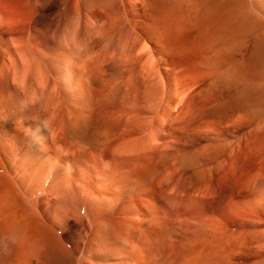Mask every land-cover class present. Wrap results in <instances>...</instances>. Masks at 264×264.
<instances>
[{
    "label": "bare ground",
    "instance_id": "obj_1",
    "mask_svg": "<svg viewBox=\"0 0 264 264\" xmlns=\"http://www.w3.org/2000/svg\"><path fill=\"white\" fill-rule=\"evenodd\" d=\"M82 1L26 49L35 86L0 79V264H264V0ZM138 14L164 84L107 88L87 64L140 52Z\"/></svg>",
    "mask_w": 264,
    "mask_h": 264
},
{
    "label": "rangeland",
    "instance_id": "obj_2",
    "mask_svg": "<svg viewBox=\"0 0 264 264\" xmlns=\"http://www.w3.org/2000/svg\"><path fill=\"white\" fill-rule=\"evenodd\" d=\"M76 2L78 5L76 4ZM78 2L81 3L79 4ZM131 2L132 4L131 7H129V12L130 14H135L137 12V7L133 1ZM84 6L85 4L82 0H0V79L6 78L14 88L18 89L21 92L26 91L27 87L28 89H30L32 86H35L32 85L33 82L28 81V78H31L33 80L35 79V83L38 74L30 62V57L26 54L28 53L26 49L33 54V52H37L41 49L42 45L39 43V41L43 40L44 38H54L57 34L64 32L69 33L70 31H74L73 34L77 35L82 29L81 15L83 13ZM69 9L71 10L69 16L74 15L76 16L74 18H77V16L78 18H80L77 20L74 19L75 22L72 19L73 21L71 23L73 25H71L74 27V29L72 30L73 27L69 28L70 31L68 29V26L71 25H68V23L65 21L66 16L64 15V13H67ZM140 15L138 14L139 19H137L136 29L133 30L134 32H136L135 34H137L141 39L139 41L140 52L136 53L132 59L127 58L130 62H128L127 59L121 57L118 52H113L109 53V55L105 58L101 55V57L97 56L95 61H98H96V63L87 64L88 69L93 71L96 70V78L98 79V81H101L103 86L105 82V86H108L107 88H114V86L112 85L118 86L125 83L128 78V70H130L129 72L131 73V71H134L136 67H140L139 64L141 63V67L144 66L148 69L153 68L150 71H153L152 75L154 77L152 78V75L149 76L153 80L151 85H156L155 87L158 88V86H162L164 84L161 72L158 70V51L153 52V54L152 51H150L152 48V50H154V48H158V24L155 23L154 25V23L152 24L151 21H145L144 17H140ZM106 23L108 26L109 22ZM127 29H129V27ZM27 39L28 43L26 45L24 41ZM138 54L140 58L138 57ZM131 60L134 61L131 62ZM142 60L144 62H142ZM124 66L126 68H124ZM133 71L131 74L129 73L132 78L130 76L129 77L131 78V80H133V82H130L135 83L134 79H136V81L141 84L143 80H141V78L140 80L139 78H133ZM150 71L147 70V72L151 73ZM165 74H167V72H165ZM150 80H148V82H150ZM137 105H134L133 102H130V106H133L134 110H141L144 113V117L149 120V118L152 117V114L144 107L145 105L143 106L141 103H137ZM151 129L152 134L156 132L155 128V130L153 128ZM167 134L168 128H158V137L164 135L166 136ZM167 137L169 136L167 135ZM249 176L250 178L252 177V175ZM258 178H260V175ZM248 180L249 177L236 179L233 181L235 182L234 186L236 190H238L239 192L240 199H243L242 196L244 195V192H246L245 189L248 186ZM263 187L258 190L260 196L264 195ZM244 197L246 198V196ZM167 207L172 208L170 205H168ZM241 210H243V208L234 204L225 209V211L228 212L229 216H232V218H234L235 214L237 215L238 213H240ZM228 213H226V217L229 218V216H227ZM158 247L160 249V251L158 249V257L159 255L162 256L161 252L166 255L168 254L167 257L170 255L168 251V253H165L166 251L164 252L161 250L162 247Z\"/></svg>",
    "mask_w": 264,
    "mask_h": 264
},
{
    "label": "clouds",
    "instance_id": "obj_3",
    "mask_svg": "<svg viewBox=\"0 0 264 264\" xmlns=\"http://www.w3.org/2000/svg\"><path fill=\"white\" fill-rule=\"evenodd\" d=\"M19 239L20 237L15 235L14 233L8 236V240H10L12 243H17Z\"/></svg>",
    "mask_w": 264,
    "mask_h": 264
}]
</instances>
